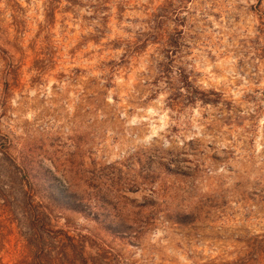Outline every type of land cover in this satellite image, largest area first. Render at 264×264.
Returning a JSON list of instances; mask_svg holds the SVG:
<instances>
[{
	"label": "rangeland",
	"instance_id": "obj_1",
	"mask_svg": "<svg viewBox=\"0 0 264 264\" xmlns=\"http://www.w3.org/2000/svg\"><path fill=\"white\" fill-rule=\"evenodd\" d=\"M0 264H264V0H0Z\"/></svg>",
	"mask_w": 264,
	"mask_h": 264
}]
</instances>
